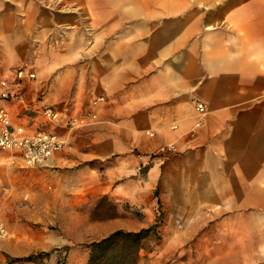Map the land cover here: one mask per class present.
Here are the masks:
<instances>
[{"label":"crops","instance_id":"1","mask_svg":"<svg viewBox=\"0 0 264 264\" xmlns=\"http://www.w3.org/2000/svg\"><path fill=\"white\" fill-rule=\"evenodd\" d=\"M28 25L20 22V31ZM145 51L155 52L151 58L145 53V154L166 143L177 151L139 169L126 152L129 142H102L98 129L106 125L98 102V122L62 130L66 145L51 164L125 151L91 194L145 203V226L157 207L179 214L181 222L184 212L194 219L201 212L207 264H264V0H145ZM19 83L23 88L24 80ZM26 92L11 100L19 109L34 101L42 118L46 101ZM194 100L206 108L198 127ZM48 104L62 120L83 111ZM8 111L12 124L25 131L44 128L43 119L15 122ZM83 184L76 190L87 194Z\"/></svg>","mask_w":264,"mask_h":264},{"label":"rangeland","instance_id":"2","mask_svg":"<svg viewBox=\"0 0 264 264\" xmlns=\"http://www.w3.org/2000/svg\"><path fill=\"white\" fill-rule=\"evenodd\" d=\"M22 21L29 24L24 31ZM145 53H155L145 51V0H0V92L9 93L0 94V103L12 119H43L39 125L50 128L34 101L19 109L14 93L21 97L27 90L35 100L73 112L103 96L102 142L126 140V152L144 163L137 156H145ZM126 152L32 166L0 150V221L7 230L0 237V264H86L90 241L155 222L157 234L144 237L136 264H207L201 212L198 219L184 212L183 224L179 214L157 207L145 226V203L91 194ZM81 181L87 194L76 190ZM28 255L32 260L13 262Z\"/></svg>","mask_w":264,"mask_h":264},{"label":"built area","instance_id":"3","mask_svg":"<svg viewBox=\"0 0 264 264\" xmlns=\"http://www.w3.org/2000/svg\"><path fill=\"white\" fill-rule=\"evenodd\" d=\"M20 92V90H19ZM2 97H8L9 93L6 90L0 92ZM14 97H19L20 94L14 93ZM103 101V96H98L92 100L90 108L76 115L61 119L60 113L51 105L43 103L40 105V113L52 129L38 128L32 131H25L20 126L12 124L9 111L5 107H0V150H6L16 154L26 165H45L52 158L53 154L60 151L66 145V138L57 131L61 127L65 130H71L81 126H89L98 122L95 105ZM194 127L201 125L205 115V104L202 101L194 100ZM172 127H175L174 125ZM147 135L153 136L152 131H147ZM176 145L174 143H166L159 146L155 150L147 154H139V159L145 158L148 162H159L162 156L167 153L175 152ZM145 165L143 161L140 162ZM7 230L0 221V237H4Z\"/></svg>","mask_w":264,"mask_h":264},{"label":"trees","instance_id":"4","mask_svg":"<svg viewBox=\"0 0 264 264\" xmlns=\"http://www.w3.org/2000/svg\"><path fill=\"white\" fill-rule=\"evenodd\" d=\"M157 234V223L135 231L116 229L104 237L90 241L86 264H136L143 248L142 240L148 233ZM32 255L14 258L15 261L32 260Z\"/></svg>","mask_w":264,"mask_h":264}]
</instances>
